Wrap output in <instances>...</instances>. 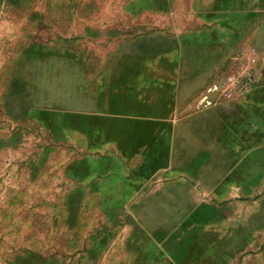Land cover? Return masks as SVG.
<instances>
[{
    "label": "rangeland",
    "instance_id": "374dc122",
    "mask_svg": "<svg viewBox=\"0 0 264 264\" xmlns=\"http://www.w3.org/2000/svg\"><path fill=\"white\" fill-rule=\"evenodd\" d=\"M216 5L226 42L182 51L212 61L221 48L195 85L213 96L191 99L209 118L194 106L171 161L152 156L129 193H110L109 159L74 134L92 69L115 56L89 25L152 23L141 11L163 0H0V264H264V0Z\"/></svg>",
    "mask_w": 264,
    "mask_h": 264
},
{
    "label": "crops",
    "instance_id": "0c3cea01",
    "mask_svg": "<svg viewBox=\"0 0 264 264\" xmlns=\"http://www.w3.org/2000/svg\"><path fill=\"white\" fill-rule=\"evenodd\" d=\"M196 1L201 2L202 10L196 8ZM215 1L220 0H163L165 7L160 10L141 11L153 14L152 23L124 24L123 27L110 25V22H101L97 27L89 25L91 35L97 30L101 36L104 31V39H110L114 45L110 52L115 56L108 54L100 58L98 70L92 69L90 97L81 108L79 100L76 103L74 134L86 153L109 159L102 177L113 179V183L110 180L107 185L110 193L118 192L120 187V192H124V182L128 185L132 176L146 177L152 156L156 155L161 162L171 161L172 146L184 140L180 131L196 128L193 120L184 123L196 106L194 102L191 106V99L197 93L199 99L204 96L209 99L214 94L195 91L196 84L201 82V87H205L211 79L210 74L200 75V67L221 65L222 52L219 47L212 61L193 52H183L198 48L200 42L203 47H211L213 43L214 48L226 42L222 29L227 27V12L220 5L213 6ZM177 2H185L182 11ZM179 19H183L182 23ZM132 27L141 31L125 33ZM116 28H123L124 32L114 33ZM126 43L129 46L126 47ZM147 49H153L154 53ZM148 65L154 67L153 74L147 73ZM197 108L198 114H208L209 118L211 107L200 103ZM92 176L99 174L92 173ZM130 188L128 185L126 193ZM223 238L226 240L225 236ZM223 253L224 261L226 250ZM241 255L240 247L234 256Z\"/></svg>",
    "mask_w": 264,
    "mask_h": 264
}]
</instances>
